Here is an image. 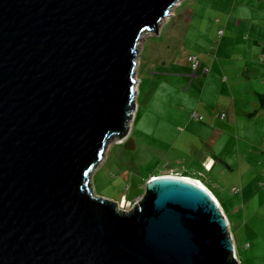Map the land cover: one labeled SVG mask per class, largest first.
<instances>
[{
  "label": "water",
  "instance_id": "95a60500",
  "mask_svg": "<svg viewBox=\"0 0 264 264\" xmlns=\"http://www.w3.org/2000/svg\"><path fill=\"white\" fill-rule=\"evenodd\" d=\"M176 1L0 0V264H239L189 180L151 178L129 211L92 192L133 116L138 41Z\"/></svg>",
  "mask_w": 264,
  "mask_h": 264
},
{
  "label": "rangeland",
  "instance_id": "374dc122",
  "mask_svg": "<svg viewBox=\"0 0 264 264\" xmlns=\"http://www.w3.org/2000/svg\"><path fill=\"white\" fill-rule=\"evenodd\" d=\"M137 45L127 136L108 139L92 192L129 211L153 177L200 181L228 218L239 264H264V0H179Z\"/></svg>",
  "mask_w": 264,
  "mask_h": 264
},
{
  "label": "crops",
  "instance_id": "0c3cea01",
  "mask_svg": "<svg viewBox=\"0 0 264 264\" xmlns=\"http://www.w3.org/2000/svg\"><path fill=\"white\" fill-rule=\"evenodd\" d=\"M188 11H189V12H192V13L194 12V10H192L191 8H189ZM189 12H188V14H187V16H186L185 18H183V17L181 18V19H182V20H181L182 23L184 22V23L187 24V25L189 24L188 26H190V24L193 22V18H192V17H191V18L189 17V15H190ZM219 32L222 33V34H220L218 37H222V36L224 35V34H223L224 32H223V31H219ZM188 60H189V58H188ZM157 61H159V60H158V59H155L154 57H152V58L150 59V62H151L150 64H151V65H156V62H157ZM146 101L150 103L151 99H150V100L147 99ZM220 122H226V121L221 120ZM216 129H217L218 131H220L221 134H223V132H222L219 128H216ZM133 146H134L133 149H136V144H135L134 139H133ZM199 180H200V179H199ZM211 192H212V191H211ZM212 193H213V192H212ZM213 194H214V193H213ZM214 196H215V194H214Z\"/></svg>",
  "mask_w": 264,
  "mask_h": 264
},
{
  "label": "bare ground",
  "instance_id": "6f19581e",
  "mask_svg": "<svg viewBox=\"0 0 264 264\" xmlns=\"http://www.w3.org/2000/svg\"><path fill=\"white\" fill-rule=\"evenodd\" d=\"M179 1V0H178ZM175 3V5L177 4V2ZM174 5V6H175ZM136 87V85H135ZM163 176H169V177H177V178H181V179H185V180H189L197 185H199L200 187L204 188L205 190L207 189L208 191H210L205 185H203L200 181H197L195 179H192V178H188V177H181V176H173V175H163ZM210 193L213 195V193L210 191ZM213 197L216 199V201L218 202L217 198L213 195Z\"/></svg>",
  "mask_w": 264,
  "mask_h": 264
},
{
  "label": "built area",
  "instance_id": "2783aa9c",
  "mask_svg": "<svg viewBox=\"0 0 264 264\" xmlns=\"http://www.w3.org/2000/svg\"><path fill=\"white\" fill-rule=\"evenodd\" d=\"M174 7V6H173ZM172 7V8H173ZM172 8H171V10H172ZM171 10L169 11V13L168 14H170V12H171ZM190 61H191V63H192V66H193V68L195 69V70H198V68H199V61L197 60V58H196V56L195 55H193V56H190ZM135 79L137 80V78L135 77ZM136 114V113H135ZM134 114V115H135ZM222 116H225V114H223ZM126 136H127V134H126Z\"/></svg>",
  "mask_w": 264,
  "mask_h": 264
},
{
  "label": "trees",
  "instance_id": "16d2710c",
  "mask_svg": "<svg viewBox=\"0 0 264 264\" xmlns=\"http://www.w3.org/2000/svg\"><path fill=\"white\" fill-rule=\"evenodd\" d=\"M260 99H261L262 106H264V95H260Z\"/></svg>",
  "mask_w": 264,
  "mask_h": 264
}]
</instances>
